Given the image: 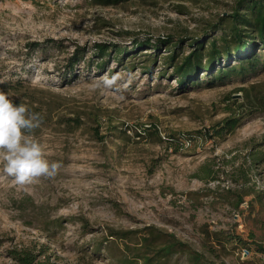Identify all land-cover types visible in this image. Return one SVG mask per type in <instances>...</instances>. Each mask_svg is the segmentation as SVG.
Masks as SVG:
<instances>
[{"label": "rangeland", "instance_id": "374dc122", "mask_svg": "<svg viewBox=\"0 0 264 264\" xmlns=\"http://www.w3.org/2000/svg\"><path fill=\"white\" fill-rule=\"evenodd\" d=\"M238 1L0 0V85L23 81L10 98L49 109L33 135L60 164L23 187L0 165V264H16L9 247L42 244L56 264H110L89 244L109 229L140 242L146 227L161 231L156 244L174 235L208 264H264V110L249 112L239 91L264 90V68L187 90L164 71L171 49L207 40ZM158 38L171 39L170 49L144 47L99 69L96 43ZM76 45L85 56L68 71ZM77 116L81 127L66 126ZM230 117H242L236 129L214 136ZM166 264L191 263L179 251Z\"/></svg>", "mask_w": 264, "mask_h": 264}, {"label": "trees", "instance_id": "16d2710c", "mask_svg": "<svg viewBox=\"0 0 264 264\" xmlns=\"http://www.w3.org/2000/svg\"><path fill=\"white\" fill-rule=\"evenodd\" d=\"M134 1L90 0V3L111 7L130 4ZM213 28L215 32L212 36H209L207 40H197L191 43L188 45L190 48L188 52L179 49L177 45L170 50L168 55L163 57L165 62L164 71L171 72L170 76L176 80L179 89L187 90L189 87L200 86L202 83L224 82L232 76L252 73L259 68H264V0H239L233 12L221 19ZM218 32L219 34H217ZM172 42L169 38H158L152 45L151 39H147L146 42H136L132 48L96 43L93 49L98 57L99 69L103 70L111 58L122 65L128 55L137 54L144 47H146L145 49L153 48L160 51L162 47L170 49ZM107 54L109 60L106 62L104 60ZM84 56L85 49L76 45L73 54L68 59V71H71ZM155 61H157L156 56ZM146 62L148 64H146L144 70L151 71L152 68L149 67L151 61L147 60ZM125 67L131 69L128 65H125ZM24 88L25 83L20 80L8 81L0 85V91L9 94L21 92ZM239 91L243 92V99L248 109H250L249 112L264 110V90L257 89L256 85L253 84L249 87H241ZM12 101L16 105L25 104L23 100L12 99ZM30 106L29 110L31 112L39 114L41 118L40 126L49 122L51 119L49 109L45 110L44 107ZM241 118L230 117L218 123L213 129L214 136L220 137L223 134L232 133L239 125ZM66 120V126L72 129L79 128L83 124L81 116L70 117ZM154 132L158 134L157 128H154ZM94 133L98 135L99 129H95ZM84 225H87V223ZM140 233H142L140 238L136 239L140 242H133L134 234H136L134 231L109 229L102 240L92 241L89 244L90 254L95 256L102 253L110 264H136L137 262H142V264H166L175 253L184 251V253H187L188 261L191 264L209 263L202 254L178 240L174 235L170 234L171 240L169 239L164 244L159 245L156 244L155 240L157 234L161 235V231L156 230L154 227H146ZM117 241L125 242L124 248L121 249ZM1 244L2 241L0 240ZM49 248L46 244L40 246L23 245L9 247L7 252L16 264H56L52 262V258L55 257L51 253L49 254ZM117 252L120 254L133 252L134 256L133 259L122 260L121 257H118Z\"/></svg>", "mask_w": 264, "mask_h": 264}, {"label": "clouds", "instance_id": "9594fccd", "mask_svg": "<svg viewBox=\"0 0 264 264\" xmlns=\"http://www.w3.org/2000/svg\"><path fill=\"white\" fill-rule=\"evenodd\" d=\"M39 114L27 105H16L8 92L0 91V165L17 186H26L41 176L54 177L60 164L50 161L46 145L33 135L40 127Z\"/></svg>", "mask_w": 264, "mask_h": 264}, {"label": "built area", "instance_id": "2783aa9c", "mask_svg": "<svg viewBox=\"0 0 264 264\" xmlns=\"http://www.w3.org/2000/svg\"><path fill=\"white\" fill-rule=\"evenodd\" d=\"M189 141H190V140H189ZM189 143L191 144V141H190ZM189 143H188V144H189Z\"/></svg>", "mask_w": 264, "mask_h": 264}]
</instances>
